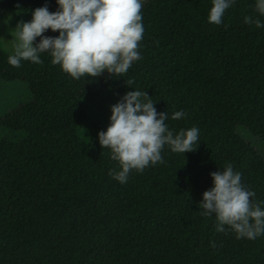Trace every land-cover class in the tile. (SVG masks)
I'll return each instance as SVG.
<instances>
[{
    "label": "trees",
    "instance_id": "1",
    "mask_svg": "<svg viewBox=\"0 0 264 264\" xmlns=\"http://www.w3.org/2000/svg\"><path fill=\"white\" fill-rule=\"evenodd\" d=\"M255 2L235 0L217 26L211 0H141L140 59L120 77L74 79L48 53L14 68L0 44V79L26 82L32 93L0 117V264H264V234L217 232L215 214L199 208L214 186L210 173L230 163L264 210V166L243 160L247 152L264 159V27L244 22L264 24ZM46 3L58 10L56 0L0 7L32 19ZM108 88L118 101L146 91L174 134L199 129L196 150L165 145L163 163L132 170L126 183L113 179L119 163L98 139L106 129L81 107ZM177 111L186 115L173 120Z\"/></svg>",
    "mask_w": 264,
    "mask_h": 264
},
{
    "label": "clouds",
    "instance_id": "2",
    "mask_svg": "<svg viewBox=\"0 0 264 264\" xmlns=\"http://www.w3.org/2000/svg\"><path fill=\"white\" fill-rule=\"evenodd\" d=\"M58 10L50 12L47 3L36 8L30 22L19 21L12 34V54L8 63L19 68L21 61L41 64V53L52 57V64L72 78H97L107 72L109 77H120L140 59L139 43L143 39L141 0H56ZM208 21L221 25L225 11L235 0H211ZM254 11L264 16V0H256ZM244 22L264 27L259 18L245 16ZM228 25H225L227 28ZM59 32L56 37L44 36L47 30ZM40 37L39 42L36 38ZM134 81L129 79L127 85ZM146 91H128L111 106L110 124L98 133L102 148L111 149V158L120 170L109 175L126 183L132 170L143 172L149 165L163 163L165 145L174 153L195 151L199 129H181L174 134L165 121L166 112L158 113ZM144 98V99H142ZM147 100V102H145ZM186 114L173 113L179 120ZM213 187L203 192L199 202L200 215L215 214L216 231L235 232L236 238L255 239L264 234V210L251 199L255 192L241 183V174L226 164L223 170L210 173ZM215 248V243L211 242Z\"/></svg>",
    "mask_w": 264,
    "mask_h": 264
},
{
    "label": "rangeland",
    "instance_id": "3",
    "mask_svg": "<svg viewBox=\"0 0 264 264\" xmlns=\"http://www.w3.org/2000/svg\"><path fill=\"white\" fill-rule=\"evenodd\" d=\"M19 21L30 22V14L12 8L0 7V44L3 50L8 53H12V34L15 33V26ZM31 97L32 93L26 82L0 79V117L7 114L20 103L29 100ZM117 102L118 98L115 90L108 88L97 97L81 100V107L99 125L107 129L110 124L111 106ZM154 107L158 113L164 112L163 106L157 105ZM4 134L5 132L0 129V137ZM260 148H264V146ZM249 158H253L254 160L252 161ZM243 160L249 167L252 164L253 168H257L258 166L261 169L264 166V159L252 152L245 153Z\"/></svg>",
    "mask_w": 264,
    "mask_h": 264
}]
</instances>
